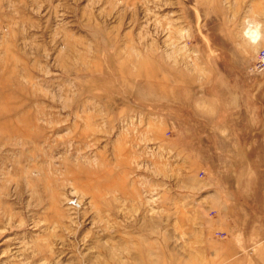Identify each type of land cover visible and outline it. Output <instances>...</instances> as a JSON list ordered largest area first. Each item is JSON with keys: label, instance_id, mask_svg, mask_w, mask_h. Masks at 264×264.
Returning <instances> with one entry per match:
<instances>
[{"label": "rangeland", "instance_id": "1", "mask_svg": "<svg viewBox=\"0 0 264 264\" xmlns=\"http://www.w3.org/2000/svg\"><path fill=\"white\" fill-rule=\"evenodd\" d=\"M263 46L264 0H0V264H264Z\"/></svg>", "mask_w": 264, "mask_h": 264}, {"label": "built area", "instance_id": "2", "mask_svg": "<svg viewBox=\"0 0 264 264\" xmlns=\"http://www.w3.org/2000/svg\"><path fill=\"white\" fill-rule=\"evenodd\" d=\"M253 73H263L264 74V46L261 47L255 59L253 66L251 67ZM75 203L74 201H72Z\"/></svg>", "mask_w": 264, "mask_h": 264}, {"label": "bare ground", "instance_id": "3", "mask_svg": "<svg viewBox=\"0 0 264 264\" xmlns=\"http://www.w3.org/2000/svg\"><path fill=\"white\" fill-rule=\"evenodd\" d=\"M250 27V26H249ZM247 34L249 37H251L253 39V41H258L259 40V32L257 29H250L248 28L247 30Z\"/></svg>", "mask_w": 264, "mask_h": 264}]
</instances>
